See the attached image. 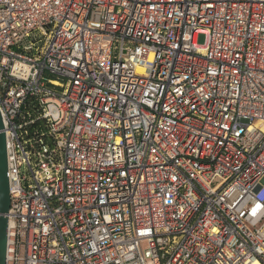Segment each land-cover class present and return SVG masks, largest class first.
Wrapping results in <instances>:
<instances>
[{"label":"built area","instance_id":"1","mask_svg":"<svg viewBox=\"0 0 264 264\" xmlns=\"http://www.w3.org/2000/svg\"><path fill=\"white\" fill-rule=\"evenodd\" d=\"M0 115L6 264H264V0H0Z\"/></svg>","mask_w":264,"mask_h":264},{"label":"water","instance_id":"2","mask_svg":"<svg viewBox=\"0 0 264 264\" xmlns=\"http://www.w3.org/2000/svg\"><path fill=\"white\" fill-rule=\"evenodd\" d=\"M0 115V264H6V249L8 236L7 213L10 208L9 177L6 167L5 134Z\"/></svg>","mask_w":264,"mask_h":264},{"label":"rangeland","instance_id":"3","mask_svg":"<svg viewBox=\"0 0 264 264\" xmlns=\"http://www.w3.org/2000/svg\"><path fill=\"white\" fill-rule=\"evenodd\" d=\"M203 42H204V36L203 35H199L198 36V43L199 44H203Z\"/></svg>","mask_w":264,"mask_h":264}]
</instances>
